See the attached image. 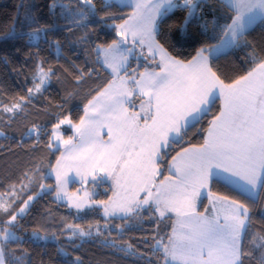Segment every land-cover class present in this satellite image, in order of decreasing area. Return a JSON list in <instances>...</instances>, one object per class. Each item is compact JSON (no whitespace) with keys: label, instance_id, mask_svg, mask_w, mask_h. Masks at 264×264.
I'll use <instances>...</instances> for the list:
<instances>
[{"label":"snow or ice","instance_id":"obj_1","mask_svg":"<svg viewBox=\"0 0 264 264\" xmlns=\"http://www.w3.org/2000/svg\"><path fill=\"white\" fill-rule=\"evenodd\" d=\"M112 7H131L132 11L124 18L110 12ZM49 11L52 23L40 25L33 15L27 17L28 31L18 32L13 26L0 35V40L26 37L30 44L44 40L59 50V41H48L49 32L89 29L93 23L111 29L117 36L107 46L97 44L94 48L96 63L109 71L112 79L95 90L83 106L79 123L73 125L65 116L52 130L50 147L62 141L68 153L61 152L48 173L55 180L56 197L65 200L77 214L95 210L97 205L103 207L106 216L120 218L138 214L146 206L160 218L175 214L171 233L158 239L153 249L160 254L157 264H245L249 245L259 252L257 264H264V224L261 230L253 231L256 212L264 217V46L257 51L248 39L257 25L264 28V0H101L99 7L93 0H79L75 8L63 0H52ZM175 14H180L179 23L169 24ZM115 19L123 22L107 23ZM86 38L87 33L80 39ZM193 40L199 45L194 55L179 58L177 45L183 47ZM145 47L159 71L145 68L137 72L131 68L129 57L137 49L142 56ZM245 49H252L245 55L253 66L245 75L226 83L216 69V61ZM78 71L80 82L85 73ZM54 75L51 68L45 71L43 63L37 62L35 91L28 92H41ZM75 95L69 92L65 103ZM217 102L219 112L209 121L203 142L171 155L173 146L184 142ZM20 109L17 103L4 111ZM61 125L74 127L79 143H74L77 137L63 139ZM104 129L106 141L100 138ZM29 132L39 130L34 127ZM168 156L171 163L167 170L172 175L158 180L160 164ZM39 171L37 167L33 175L26 172L25 178L32 183ZM77 178L82 186L91 180L93 188L111 178L125 194L113 192L109 201H96L93 192L69 193V182H77ZM213 184L236 191L243 201L216 195L211 192ZM27 187L22 184V189ZM38 187L41 191L52 188L47 184ZM202 197L209 202L203 211L198 208ZM35 198L29 195L22 201L23 207L13 210L19 199L15 186L10 185L7 194L0 193V216H8L0 218V264H25L24 256L15 255L10 245L23 242L17 233L26 230L18 217L23 219ZM67 229L70 244L74 238L93 236L91 228L85 231L78 225H67ZM56 239L55 233L41 234L36 229L28 235L34 244ZM102 243L140 255L131 245L125 247L111 239ZM57 252L63 264H83L63 246Z\"/></svg>","mask_w":264,"mask_h":264},{"label":"trees","instance_id":"obj_2","mask_svg":"<svg viewBox=\"0 0 264 264\" xmlns=\"http://www.w3.org/2000/svg\"><path fill=\"white\" fill-rule=\"evenodd\" d=\"M52 0H0V35L9 31L13 26L18 32L28 31L27 17L35 16L40 25L52 23V14L49 11V4ZM64 3L75 8L79 0H63ZM101 0H93V3L100 6ZM215 2V0H213ZM131 7H112V13L123 15L124 18L131 13ZM60 9H56L59 13ZM104 16L103 11L100 12ZM180 14L171 15L169 24L179 23ZM209 19L211 15L209 14ZM122 19L108 20V24H120ZM63 24L64 21L60 20ZM38 25H32L37 27ZM167 27V26H166ZM175 31V27L173 28ZM87 33V38H80ZM59 41V50L56 46L44 40L36 44L27 42L26 37L16 40H0V193L7 194L9 186H15L16 195L19 199L13 205V210L23 206L22 201L28 196L36 197L23 219L18 217L24 230L17 234L23 237V242L11 244L10 247L17 256H24L25 264H63L62 257L58 254L57 248L63 246L73 257H79L83 264H157L160 254L154 252L157 240L170 234L172 231V217L160 218L158 213L151 210H142L138 214L129 217L107 218L101 213V209L88 210L83 215H78L69 207L60 203L54 192L55 180L49 175L51 167L55 166L56 159L61 155V150L55 149L52 145L51 133L54 125L65 116L75 122H79L83 115V106L96 94L98 87H103L112 79L109 71L101 68L96 63L97 44L107 46L114 39L115 33L109 28H101L93 23L89 29H76L71 31L59 29L48 33V41ZM257 51L264 46V28L257 25L248 35ZM172 43H175L173 40ZM198 43L193 40L183 47L177 45L181 55L179 58H191L194 55V48ZM172 49L170 48V51ZM252 49H245L235 52L232 55L222 56L216 61V69L226 83L241 75H245L253 66L245 52ZM38 54V55H37ZM175 55L176 52L173 51ZM37 62H42L45 71L51 68L55 75L51 78L41 92L31 95L28 89L35 91L33 81L36 73ZM78 69H82L85 77L78 82L80 75ZM90 70L92 74L89 76ZM36 83H39L37 80ZM69 92L76 95L69 103L65 98ZM23 99V102L21 101ZM20 103L21 109L13 113L4 111V108H11L14 104ZM220 103L217 102L212 112L193 128L185 137L184 142L173 146L171 155L182 147L199 145L203 142L209 121L219 112ZM36 128L38 133H30L29 130ZM39 137V138H37ZM171 156L165 157V163H161L163 175L168 173L167 164ZM39 168L34 180L29 183L25 173L34 174ZM22 184L27 185L22 189ZM39 184L51 185L52 188L41 191ZM211 191L219 196H227L230 199L242 200L236 191L223 186L213 184ZM40 193L37 196V193ZM207 201L203 200V205ZM8 219V216H0ZM264 224V217L259 211L254 216L253 231L261 230ZM67 225L79 226L85 231L90 228L92 237H85L83 240L74 238L70 244L67 237L71 235ZM99 227V233L96 232ZM33 229L45 233H55L57 239L41 241L38 244L28 240V235ZM122 229V231H121ZM106 239L114 240L125 247L131 245L133 250L140 255L133 256L116 248L105 247L102 243ZM79 245V247H74ZM245 251V264H257L259 252L249 245ZM27 253V255H24Z\"/></svg>","mask_w":264,"mask_h":264},{"label":"rangeland","instance_id":"obj_3","mask_svg":"<svg viewBox=\"0 0 264 264\" xmlns=\"http://www.w3.org/2000/svg\"><path fill=\"white\" fill-rule=\"evenodd\" d=\"M143 52H144V54L141 56L140 55V50L137 49V50L134 51L133 55L129 57V64H130L131 68L135 69L137 72H141L142 71L141 69L143 67L147 68L148 65L155 66V61L151 60L148 57V53H147V48L146 47L143 50ZM138 65H139V67H138ZM138 105H139V103L137 102V108H136L137 111H139V106ZM77 123H79V122L73 121V125H75ZM105 133H106V129L100 131V138L102 140H104V141L108 140V136ZM59 134L63 137V139H68L69 137H77L75 128L72 127V126H69V125H61ZM74 143H79L78 137L74 140ZM52 144H53V142H52ZM53 147L55 149H57V148L60 149L61 152H64L65 155H68L67 151H65V147L66 146L62 143V141L61 142H57V144L54 145ZM170 163H171V161H170ZM160 168L162 169L161 164H160ZM74 171L75 170H73V173H70V175L74 174ZM161 174L163 175V169L161 171ZM160 178H161V175L157 179L159 180ZM108 184H109V186H108ZM67 190H68L69 193H76L78 195H82L84 191L93 192L94 193L93 199L96 200V201H109L110 199L113 198V192H117L120 195H124L125 194L122 189H118L116 187L115 182L112 181L111 178H108L106 182L97 183L95 188H93L91 180H89L87 183L83 184V186H82L81 183L78 182V178H77V182H71V181L69 182ZM77 190H80V191L77 192ZM55 197H56V195H55ZM141 198H143L142 195H141ZM56 199L60 203H64V204H66L68 206V204H67V202L65 200H60L57 197H56ZM203 199L204 198L202 197V201L200 202V204H203ZM208 206L209 205H207V201H206L205 205H203V207L202 206L199 207V210L203 211V209L208 207ZM95 208L96 209H101V213L105 217L112 218V216H106L104 214L103 207L97 205ZM69 209H71L72 211H74L76 213V210L74 208H70L69 207ZM146 209H147V206H146ZM87 211L88 210H85L84 213H81V214H78V215H83ZM132 215H135V214H132ZM117 217H119V216H117ZM171 217L173 218L172 219L173 225H175V223H176L175 214H171Z\"/></svg>","mask_w":264,"mask_h":264},{"label":"crops","instance_id":"obj_4","mask_svg":"<svg viewBox=\"0 0 264 264\" xmlns=\"http://www.w3.org/2000/svg\"><path fill=\"white\" fill-rule=\"evenodd\" d=\"M145 68L146 67H143L141 70V72H143L144 70H145ZM149 70H155V71H159V69L158 68H156L155 66H151V65H148V67H147ZM137 102L139 103V101L137 100ZM170 175H172V173H170L169 171H168V173L166 174V175H164V176H162V174H161V178L160 179H163V177H165V176H170ZM108 186H109V184H108ZM212 192V191H211ZM109 196V195H108ZM204 200V199H203ZM202 201V198H201V200H200V202ZM200 202L198 203V208L200 207V206H202V204H200ZM207 205H209V202H208V200H207ZM207 208V207H206Z\"/></svg>","mask_w":264,"mask_h":264}]
</instances>
